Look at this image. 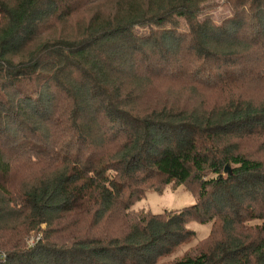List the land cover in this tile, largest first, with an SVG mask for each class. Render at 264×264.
Listing matches in <instances>:
<instances>
[{
	"label": "trees",
	"instance_id": "1",
	"mask_svg": "<svg viewBox=\"0 0 264 264\" xmlns=\"http://www.w3.org/2000/svg\"><path fill=\"white\" fill-rule=\"evenodd\" d=\"M219 2L229 17H203ZM239 81H264V0H0V264H161L194 221L223 234L168 264H264V235L237 229L264 234V161L241 148L264 137V99ZM191 179L193 205L134 208Z\"/></svg>",
	"mask_w": 264,
	"mask_h": 264
},
{
	"label": "rangeland",
	"instance_id": "2",
	"mask_svg": "<svg viewBox=\"0 0 264 264\" xmlns=\"http://www.w3.org/2000/svg\"><path fill=\"white\" fill-rule=\"evenodd\" d=\"M219 3L220 4H218L216 8H212L209 11L206 10L203 17H211L218 23L222 22L226 17H229L232 14L231 8L226 4ZM179 30L181 32L188 31L184 19H180ZM136 33L141 36L148 35L149 28H137ZM161 83L162 87L158 92L161 90L169 91L173 97H177L178 99L181 97L182 100H186L191 106L213 107L222 101V97L217 94V91L212 88H207L208 90L205 93L202 90V85H175L171 89V86L175 84V81L166 80ZM194 87L197 88V91L193 89ZM235 90L245 98L254 99L255 101L264 99V81H256L243 86L239 81ZM241 148L248 157L264 161V137L245 140L241 145ZM20 166H23L26 172V166L23 163H20ZM15 181L20 182L21 179L19 178ZM194 190H199V185L194 179H191L187 186L186 184L175 186V184L164 185L157 183L154 187L150 188L143 199L135 203L134 208L139 209L140 212L143 210L148 214H150V212L152 214H160L164 212L165 214L170 215L172 214L170 211H178L196 203L197 199ZM257 203H259V205L256 206L260 208V211H264V207L261 203ZM132 215L135 214L132 213ZM133 218L134 216L129 217L130 220ZM242 221V224L237 226V229L240 232L246 230L247 234H250L254 239L260 235H264L261 231L263 223L262 219H254L253 221H250L249 216H247ZM189 227L195 231V236L182 246L178 247L173 253H171V255L163 258L161 264L174 262L177 257L186 253L194 254L195 250L205 248L206 245L209 246L214 240L220 238L223 234V227L220 221H216L215 224H201L194 221L189 224ZM204 238L206 239L203 240Z\"/></svg>",
	"mask_w": 264,
	"mask_h": 264
},
{
	"label": "water",
	"instance_id": "3",
	"mask_svg": "<svg viewBox=\"0 0 264 264\" xmlns=\"http://www.w3.org/2000/svg\"><path fill=\"white\" fill-rule=\"evenodd\" d=\"M225 172H230V169L228 166L226 167Z\"/></svg>",
	"mask_w": 264,
	"mask_h": 264
}]
</instances>
